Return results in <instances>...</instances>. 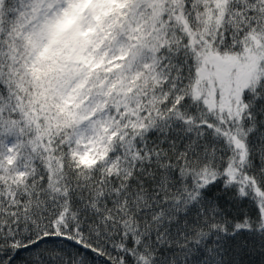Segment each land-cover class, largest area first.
<instances>
[{"label": "snow or ice", "instance_id": "1", "mask_svg": "<svg viewBox=\"0 0 264 264\" xmlns=\"http://www.w3.org/2000/svg\"><path fill=\"white\" fill-rule=\"evenodd\" d=\"M0 264H264V0H0Z\"/></svg>", "mask_w": 264, "mask_h": 264}]
</instances>
